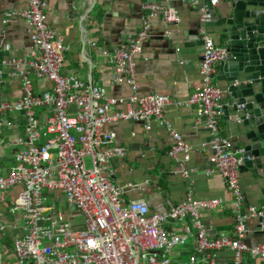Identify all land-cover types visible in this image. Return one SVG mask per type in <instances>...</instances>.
I'll return each mask as SVG.
<instances>
[{"label":"built area","instance_id":"obj_1","mask_svg":"<svg viewBox=\"0 0 264 264\" xmlns=\"http://www.w3.org/2000/svg\"><path fill=\"white\" fill-rule=\"evenodd\" d=\"M208 1L215 6L220 0ZM45 8L42 0H27L25 8L4 12V21L14 15L26 21L31 41L25 58L11 60L16 70L9 74L19 78L22 95L12 101L0 100V129L16 134L4 142L9 158L0 153V204L5 205L8 196L15 193L11 190L18 189L13 202L6 205L11 218L0 223V232H9L12 237L16 262L170 264L173 249L187 245L190 236L198 256L191 255L188 264H216L215 252L225 248L230 251L229 264H244L245 252L264 261V244L249 246L244 242L247 216L260 219L259 230L264 231V209L249 206L247 215L239 213L242 194L238 170L243 158L240 151L231 148L227 137L217 134L218 119L224 110L220 90L211 85V78L215 64L226 57V49L205 39L199 66L202 84L186 100L195 108L198 122L204 118V127L212 136L207 143V161L223 178L234 203L232 236L220 233L214 237L209 236L200 212L220 207L221 199H195L188 190L186 197L167 211L151 213L144 200L125 201L120 196L124 187L132 184L123 187L112 182V160L122 156L124 149L110 145L114 132L107 124L134 120L149 130L156 120L168 126L163 115L168 98L136 94L132 55L141 49L147 19L143 18L142 28L129 38L128 47L116 49L113 55L111 80L117 82L123 75L131 90L128 103L137 105L123 112L111 111L115 99L102 85L62 72L67 47L45 24ZM142 8L149 15L161 14L166 23L178 20L173 6L150 2ZM200 11V19L206 20V6L201 5ZM34 77L48 82L49 88L34 93ZM169 132L173 145L167 154L173 158L180 154L185 162L190 148L178 132ZM180 167L181 175H187L183 163ZM61 203L69 210L67 213ZM2 216L5 214L0 211V219ZM176 221L187 223L182 233L165 227Z\"/></svg>","mask_w":264,"mask_h":264},{"label":"crops","instance_id":"obj_2","mask_svg":"<svg viewBox=\"0 0 264 264\" xmlns=\"http://www.w3.org/2000/svg\"><path fill=\"white\" fill-rule=\"evenodd\" d=\"M42 1L46 3L45 24L63 39L67 47L63 51L62 72L75 74L87 83L102 85L107 94L115 99L110 106L111 111L123 112L137 105L135 102L128 103L131 90L123 75H120L117 82L111 80L114 72L113 55L116 49L127 46L129 38L142 28L143 18L147 19L146 37L140 51L132 55L137 83L136 94L138 97L147 94L166 96L168 103L163 108V115L169 127L166 123L156 120L151 122L149 130H145L141 122L134 120H118L107 124V128L114 132V139L110 145L124 149L122 156L112 160V182L123 187L128 183L133 184L124 187L120 196L125 201L144 200L151 213L167 211L183 200L188 190H191L195 199L219 198L222 205L200 212V219L208 228L209 236L214 234L215 237L223 233L231 237L236 219L234 203L223 178L207 161L210 131L204 127V118L201 117V121L198 122L195 108L186 104L190 94L202 84L198 59L201 56L202 44L189 47L192 52L184 48L186 42L194 44V40H189V36L198 34L200 30L202 22L199 18L201 5L199 1ZM147 2L173 6L178 20L165 24L161 14H147L148 11L142 8V4ZM229 2L230 0H220L214 8L217 9ZM26 3L27 0H0V100L12 101L22 95L19 78L10 76L9 73L16 70L11 64L12 59L26 57L31 44L30 29L26 21L18 15L4 21V12L23 9ZM215 44L221 45L217 42ZM218 63L215 64V72ZM211 85L220 90L215 74L211 79ZM33 87L34 93H40L49 88V83L34 77ZM219 101L222 102L221 99ZM7 119L14 120L12 117ZM170 130L178 132L185 145L190 148L185 162L180 154L177 158L167 154L173 145ZM229 131L222 115L218 119L217 134L227 137L231 148L238 152L241 147H234ZM15 135L8 131L3 133V128L0 129V153L5 158L9 157L4 142ZM180 163H183V169L187 172L185 176L180 173ZM209 169L212 171H208ZM238 174L242 194V201L238 204L239 213L244 202H247L248 206L241 214L247 215L249 206L264 209V185L256 183L255 177L249 171L238 170ZM7 204H11L8 198L5 205L0 204V211L5 214L0 223H6L11 218L6 213ZM258 221L257 218L246 217L247 233L244 242L249 246L264 244V231L259 230ZM187 223L193 233L194 229L189 219ZM187 223L169 222L165 227L182 233L183 226ZM5 235L10 237L12 244L9 232H2L1 241ZM10 243L4 241L0 243L1 264H18ZM195 250L193 236H190L187 245L173 249L170 264H188L191 255L198 256ZM215 256L216 264L230 263V251L227 248L215 252ZM243 263L264 264V261L245 252Z\"/></svg>","mask_w":264,"mask_h":264},{"label":"water","instance_id":"obj_3","mask_svg":"<svg viewBox=\"0 0 264 264\" xmlns=\"http://www.w3.org/2000/svg\"><path fill=\"white\" fill-rule=\"evenodd\" d=\"M199 3L206 6L207 17L198 34L189 36L194 44L186 42L184 48L192 52L188 48L203 44L207 35L226 49L215 72L223 119L234 147H241L239 170L249 171L264 185V0H230L217 9L208 0ZM247 206L244 202L241 213Z\"/></svg>","mask_w":264,"mask_h":264},{"label":"rangeland","instance_id":"obj_4","mask_svg":"<svg viewBox=\"0 0 264 264\" xmlns=\"http://www.w3.org/2000/svg\"><path fill=\"white\" fill-rule=\"evenodd\" d=\"M86 161L88 162V159H86ZM11 191H14L15 193L18 192V189L17 187L13 188ZM15 193H12L8 196V199L10 202H13L14 198L16 197ZM60 207V206H59ZM61 208L63 210V212H68L69 210L66 208L65 204L64 203H61ZM2 232H0V236H1Z\"/></svg>","mask_w":264,"mask_h":264},{"label":"bare ground","instance_id":"obj_5","mask_svg":"<svg viewBox=\"0 0 264 264\" xmlns=\"http://www.w3.org/2000/svg\"><path fill=\"white\" fill-rule=\"evenodd\" d=\"M197 2H198V1H197ZM147 3H150V2H147ZM154 3H155V2H154ZM201 5H203V4H201ZM201 5H200V6H201ZM142 6H143V4H142ZM161 6H162V5H161ZM211 6H212V5H211ZM206 10H207V8H206ZM200 16H201V11H200V9H199V18H200ZM200 21H201V22H204L205 20L202 21V20L200 19ZM163 22H164V21H163ZM165 24H167V23L165 22ZM206 38H209V39H211V40L213 41V39H212L211 37H209V36H207V35H204V36H203V40L205 41ZM204 41H203V44H204ZM213 43H215V42L213 41ZM203 44H202V48H203ZM218 44H219V43H218ZM220 46H222V45H220ZM127 47H128V44H127L126 47H124V49L127 48ZM222 47H223V46H222ZM201 53H202V49H201ZM201 53H200V55H201ZM134 54H135V53H134ZM201 59H202V58H201ZM221 61H222V60H221ZM200 62H201V60H200ZM219 62H220V61H219ZM214 74H215V72H214ZM214 74L212 75V77L214 76ZM211 79H212V78H211Z\"/></svg>","mask_w":264,"mask_h":264},{"label":"trees","instance_id":"obj_6","mask_svg":"<svg viewBox=\"0 0 264 264\" xmlns=\"http://www.w3.org/2000/svg\"><path fill=\"white\" fill-rule=\"evenodd\" d=\"M3 241L9 244L11 240H10L9 236L5 235ZM3 241H1V239H0V243L3 242Z\"/></svg>","mask_w":264,"mask_h":264}]
</instances>
